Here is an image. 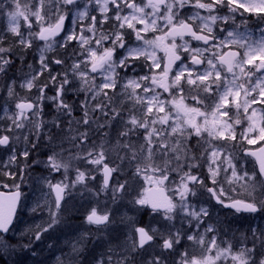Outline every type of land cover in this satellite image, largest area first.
<instances>
[{
  "label": "snow or ice",
  "instance_id": "6c2138e0",
  "mask_svg": "<svg viewBox=\"0 0 264 264\" xmlns=\"http://www.w3.org/2000/svg\"><path fill=\"white\" fill-rule=\"evenodd\" d=\"M5 2L11 6L5 8L0 3V13L7 14V33L11 36L0 33V74L7 75L15 62L13 57L21 54L23 78L19 87L29 92L35 88L36 92L31 97H21L15 79L6 85L0 108L10 123L2 125L0 149L11 153L9 163L18 154L27 159L31 149L18 153L15 147L22 137L17 130L24 129L28 122L37 129L33 135H38L43 122L37 123L32 117L43 115V102L51 101L57 113L51 128L57 131L48 129L45 133L51 154L44 166L50 170L49 175L63 169L64 179L53 183L48 177L39 178L55 192V199L45 205L47 219L42 217L41 222L27 228L29 235L24 243H12L3 235L10 231L21 195L16 185L17 191L8 198L10 211L0 212V260L7 264L6 258H11L17 250L36 256L35 245L45 239L46 233L67 226L64 209L68 190L79 184L93 191L88 182L96 179L95 173H100L102 181L93 195L103 194L108 197L106 205L119 207L106 206L102 212L90 208L85 221L94 226V231L90 229L80 235L79 247L72 245L75 253L72 264L80 261L88 237H93L92 242L102 249L93 257V264H137L138 256L156 247L161 255L153 256L147 264H164L162 253L175 251L182 239L201 246L204 253L215 249V254L200 258L185 255L181 264H216L222 258H230L233 264H264V229L250 228L251 247L242 246L233 251L231 243L218 244L219 220L211 222L207 202L202 200L204 193H208V200L214 199L236 213L264 212V147L259 149L260 155L243 149V155H237L235 144L232 149L227 147L229 141L238 139L248 144L264 141V107L259 113L253 107L264 105V0ZM249 17L256 18L258 35L249 27ZM21 20L26 32L21 31ZM105 24H109L108 29H104ZM149 32L153 33L151 37L147 35ZM57 36L59 41L54 39ZM36 39L45 42L39 48V69L31 63L24 65L22 59L23 51L32 48ZM53 43L73 51L78 45L86 58L73 60L69 66L65 59L45 55L53 51ZM158 51L164 52L163 58L157 56ZM162 61L166 62L158 79L153 70L160 69ZM53 63L62 66V70L52 69ZM141 64L152 74L138 77L127 74L129 70L135 72ZM41 76L44 80L37 83ZM156 87L169 92L172 99H161ZM49 88L54 93L51 96L47 94ZM173 88L175 92L170 91ZM73 91L84 93L80 105L83 115L78 119L72 115L74 105L65 99ZM185 99L194 103L186 104ZM169 104L171 108L166 111ZM13 105L15 110L10 112ZM97 111L106 118L103 123L94 115ZM65 116L69 117L68 131L62 119ZM198 117L203 118L201 123L197 122ZM94 124L98 139L94 138ZM157 124L159 128L155 127ZM242 124L238 137L236 126ZM114 126L117 132L112 143L107 138ZM104 128L109 131L100 133ZM23 139L32 149L37 147L28 136ZM245 156L256 158L258 170L250 172L244 168ZM73 160L92 167L81 170L73 165ZM70 168H74L76 175L68 183ZM2 174L12 175L8 171ZM140 180L149 187L145 189ZM241 181L246 197H229L226 202L223 184ZM166 191L172 195H165ZM125 201L131 205L129 211L150 208L152 213H161L168 224L161 230L133 223L131 243L121 244L116 225ZM125 219L133 220V217L125 212L120 222ZM177 220L180 228L176 227Z\"/></svg>",
  "mask_w": 264,
  "mask_h": 264
},
{
  "label": "rangeland",
  "instance_id": "374dc122",
  "mask_svg": "<svg viewBox=\"0 0 264 264\" xmlns=\"http://www.w3.org/2000/svg\"><path fill=\"white\" fill-rule=\"evenodd\" d=\"M0 3L4 4L5 8H9L11 5L9 3H6L5 0H0ZM99 16V13H96ZM248 15V14H245ZM54 19V18H53ZM250 23L249 27L254 30V34L258 33L255 31L256 29V18L255 17H249ZM7 14L6 12L0 13V33H7ZM67 23V22H66ZM138 27H142L139 26ZM109 24L104 25V29H108ZM34 29L38 31V27L34 25ZM21 31L26 32L27 28L24 25L23 20H21ZM7 35L11 36V33H7ZM63 35V34H62ZM148 36H152L153 33L149 32L147 34ZM12 39H15V37H12ZM56 41L60 40L59 38L55 39ZM179 42V41H178ZM49 43H52V41H49ZM45 42H40L37 39L33 43V47L29 49H25L22 53V59L23 64L27 65L29 63L33 64L34 68L39 69V48L43 47ZM75 44V42H73ZM19 47V46H17ZM67 51L68 55L65 56V52ZM82 49L79 48L78 45H76L75 51L73 49H65L60 48L58 44L53 43V51L49 53H45L47 56H58L61 59H65L66 63L70 66L73 62V60H81L85 59L86 56H82ZM21 54H18L17 57H13L14 63L12 67L9 69L7 75L0 74V105L3 103V98L6 96V85L11 83L13 79L17 81L16 84V91L19 93L21 97H31L35 94L36 89H32L31 92H29L27 89H22L19 87V83L23 78V73H21V59L19 58ZM157 56L160 58L164 57L163 51H158ZM149 63H151L149 61ZM162 64L160 69L153 70L158 79L160 78L162 74ZM83 67V65H82ZM52 69L56 71H61L62 66L52 64ZM25 71H27V68L25 67ZM121 74L123 75L122 70ZM55 74V73H54ZM129 76L132 77H138L140 75L148 74L151 75L152 72L149 71L148 68H145L142 66H139L136 68L135 72H132L131 70L127 73ZM97 75V74H93ZM171 73L169 74V78H171ZM44 76H47V72L44 73ZM44 76L39 77L37 80V83H40L44 80ZM99 82V77L97 78V83ZM147 83V81L143 82ZM171 92H175V89H170ZM156 92L160 94L161 99H167L171 100L172 96H170L169 92H165L163 88L156 87ZM47 94L49 96L53 95V91L51 88L47 90ZM66 101L69 104L74 105V111H73V117L78 119L83 115V112L81 110V103L84 99V93H77L75 91L69 92L68 95L65 97ZM94 103V102H91ZM185 103L192 105L194 102L191 99H185ZM254 108L259 110L264 107V105H253ZM171 108V105L169 104L166 108V111ZM14 105L10 108V112L14 111ZM173 115H175V110L172 109ZM234 111V110H233ZM251 111V110H250ZM56 109L55 105L51 103V101H45L43 102V115L32 117L33 120H35L37 123L43 122L41 128L39 129L38 135H33L34 132H37V129L33 127L31 123L26 122V127L24 129L17 130V132L22 134V137L20 140L16 141L15 147L17 149L18 153H22L25 149H31L29 157L25 159L23 155L17 156V159L9 163V156L11 153L7 152V150L0 149V189L8 188L9 190H17L16 185L19 186V190L21 192V204L19 207V211L17 213V217L15 220V223L12 227V229L9 231L7 235H4L7 237L12 243H24L28 239V235L26 234V230L29 226H32L35 223L41 222V218L47 219L48 212L45 208V205L50 202L54 201L51 190L49 187L40 181V177H48L50 180H52L53 183L60 181L64 179L63 176V169L61 172L56 173L53 172L51 175H49V169H47L44 166V162L47 161L48 155L51 154L50 151V145L48 140V135H46V131L48 129H51L53 132L57 131V129L51 128V122L56 117ZM96 117L99 118V121L101 123L104 122L106 119L103 117L99 111H97L94 114ZM163 115V113H161ZM62 119L65 121V131H68L67 128V121L69 117H62ZM201 117L197 118V122H202ZM171 122V121H170ZM5 123H10L7 121V118L4 117V113L2 111V108H0V131H2V125ZM246 123V121H245ZM155 127L159 128L160 125L157 124ZM166 127V126H165ZM242 125L236 126L237 136L239 137ZM105 131H109L108 128L100 129L99 132L103 133ZM143 132V130H140ZM116 127L114 126L111 131L110 135L107 139H110L112 143H115L116 139ZM93 134L94 138L98 139L97 134V127L94 124L93 125ZM9 135H12L9 133ZM206 135V133H205ZM23 136H28L29 140H31L33 143L37 144V147L32 149L31 144H29L27 141L23 139ZM135 139V137H134ZM141 141L143 140V137L140 138ZM193 140L196 138L193 137ZM213 143H224V141H213ZM264 143V141L258 140L255 144H248L246 140L240 141L239 139L237 141H229L227 144L228 149H232V145L235 144V152L237 155H242L241 149H255L261 146ZM68 145L66 144L65 147ZM59 150V149H57ZM73 151H75L73 149ZM65 157L68 156V153H64ZM74 166L81 167V170H84V168L92 167L91 165H85L82 161H72ZM7 166V168H5ZM244 168H246L248 171H254L255 165L253 161H251L249 158L244 157ZM4 171L11 172L12 175H3L2 173ZM76 172L74 168L69 169L68 173V183H70L75 178ZM173 176H176L175 173L172 174ZM96 179L89 181V187L93 189V191H88L84 189L82 185L77 184L75 188H70L68 190V193L65 196V216L67 220V226L62 228L59 231L52 232L50 234H45V239L42 242H37L35 245L37 255L32 256L30 252H21L17 250V252L11 256V258L7 259V264H12V261H15L16 264H59L60 261H63V264H72V261L75 258V253L72 251V245L77 244V247H79V244L77 243L80 235L82 233L88 232L90 229L94 231L93 228H90V226L85 222V216L90 210L91 207H96L98 212H102L106 206L108 207H119L118 205H106V201L108 200V197L101 194L99 197H96L93 195V192L99 189L100 182H101V174L95 173ZM123 179V177H121ZM177 182L179 181V177H176ZM140 184L143 185V187L146 189L149 187L147 183H145L143 180H140ZM243 182L229 185L228 183L223 184V188L225 189V201H228L229 197L237 198V199H244L246 197V192L244 191L243 187H241V184ZM5 185H8L5 187ZM139 185H137V191H139ZM168 195H172L171 191H167ZM135 193H132L131 195H134ZM208 193H204V196L202 197V200L207 202V206L209 207L210 213H211V222L215 223L217 219L219 220V224L217 227L220 229V232H225L231 236V240L234 239V236L237 235L235 232H237L236 225L240 227H244V231L246 233H239V236L241 237L243 243H236V251L239 249V247L247 246L246 243L249 241V234L250 228H259L264 229V212L259 213L256 217H254L252 220H249V218H244L243 220L236 219L235 217L237 214L230 213V212H223L220 207L216 208L211 200H208ZM39 203L40 207L37 208V204ZM37 208V211L33 212L32 209ZM41 209H43L41 211ZM131 209V205L127 204V201L124 202V207L120 208V212L117 215V227L120 230L121 240L120 243H131V240L129 237L133 235V223L138 226V224L142 223V225L146 228L148 227H156L163 230V226L168 224V221H165L163 219L162 214H154L150 213L149 211L143 209L140 212L129 211ZM127 212L128 216H132L133 220L125 219L123 223L120 222V216L124 215V213ZM176 227L180 228L181 224L177 220ZM252 224V226H251ZM186 227V225H184ZM217 238V243L219 244V235ZM212 234L209 233L208 237H210ZM238 236V235H237ZM246 236V242H244ZM206 237V243L207 238ZM159 239V238H157ZM227 239L226 242L229 243V240ZM88 244L86 247V250L83 252L80 261H76V264H93V257L98 255L102 249L95 243H93V237H88ZM51 244L52 247L49 248L48 245ZM234 249V244L231 243ZM227 246V245H226ZM257 247H259V244H257ZM233 250V251H235ZM157 253V255H161V250L156 247L149 249L147 253H143L142 256L137 257V264H147V260L151 259L154 254ZM214 255L215 249H213L212 253H204L203 248L201 246L194 245L191 241H187L186 239H182L181 243L176 245L175 251L169 252L164 251L162 253L163 257H169L173 256L174 259L172 260V264H181V261L183 258H185V255L187 257H196L200 258L202 255ZM59 258V259H58ZM229 261V264H233L230 258L224 259L220 261H216V264H227ZM5 263V260L1 261ZM164 264H166L164 262Z\"/></svg>",
  "mask_w": 264,
  "mask_h": 264
},
{
  "label": "flooded vegetation",
  "instance_id": "af4514ba",
  "mask_svg": "<svg viewBox=\"0 0 264 264\" xmlns=\"http://www.w3.org/2000/svg\"><path fill=\"white\" fill-rule=\"evenodd\" d=\"M223 211V210H222ZM224 212V211H223ZM258 215V213L257 214H241V213H238L235 217H237L236 219H239V220H243L244 218H249V220H252L254 217H256ZM251 226H252V224H251ZM236 229H237V232H235L237 235H235L234 236V239L233 240H231L230 238H231V236H229V234H227V233H225V232H220L219 233V235H220V239H219V244H221V241H225L226 242V240L227 239H230L229 240V243H233L234 244V249L233 250H235L236 249V244H235V242L236 243H242L243 241H242V239H241V237L239 236V233H241V232H243V233H246L244 230V227H240V226H238V224L236 225ZM251 240H252V237H251V234H249V241H247V243H246V245H247V247H251L252 246V244H251ZM244 242H246V236H245V240H244ZM221 246H226V244H222ZM236 251V250H235ZM155 255H157V253H155L154 254V256ZM162 258H163V260H164V262L166 263V264H172V260L174 259V257L173 256H169V257H163L162 256ZM227 264H229V261H228V263Z\"/></svg>",
  "mask_w": 264,
  "mask_h": 264
},
{
  "label": "water",
  "instance_id": "95a60500",
  "mask_svg": "<svg viewBox=\"0 0 264 264\" xmlns=\"http://www.w3.org/2000/svg\"><path fill=\"white\" fill-rule=\"evenodd\" d=\"M62 34V33H61ZM57 37H59V36H57ZM57 37H55V38H57ZM166 61H163V66H164V63H165ZM163 69V68H162ZM262 147H264V145L262 146ZM261 148V147H260ZM259 148V149H260ZM259 149H257V150H251V151H253V152H256L257 153V155H260V153H259ZM249 157H251L254 161H255V164H256V167H257V170H258V164H257V161H256V158L255 157H253V156H249ZM101 180H102V177H101ZM14 192H16V191H13V192H9V191H0V194H3V195H0V212H2V213H8L9 211H10V207H9V200H8V198L11 196V194L12 193H14ZM53 193V195H54V198H55V192H52ZM165 195H167L166 194V192L164 193ZM213 201L215 202V200L213 199ZM19 203H20V198H19V201H18V203L16 204V206H15V209H14V214H13V217H12V224H13V222H14V219H15V216H16V213H17V210H18V207H19ZM216 203V202H215ZM217 204V203H216ZM225 208V207H224ZM226 209H230V208H226ZM148 210H150L151 211V209L150 208H148ZM230 210H233L234 211V209H230ZM243 213V212H242ZM12 224H11V226H12ZM11 226H10V228H11Z\"/></svg>",
  "mask_w": 264,
  "mask_h": 264
},
{
  "label": "trees",
  "instance_id": "16d2710c",
  "mask_svg": "<svg viewBox=\"0 0 264 264\" xmlns=\"http://www.w3.org/2000/svg\"><path fill=\"white\" fill-rule=\"evenodd\" d=\"M138 226H143V225H142V223H140V224H138ZM1 261H3V260H0V264H5V263H3Z\"/></svg>",
  "mask_w": 264,
  "mask_h": 264
}]
</instances>
